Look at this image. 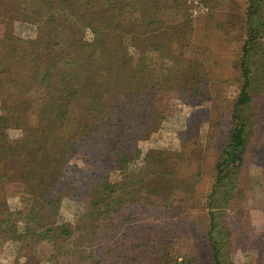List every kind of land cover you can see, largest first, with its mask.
Segmentation results:
<instances>
[{
	"label": "trees",
	"instance_id": "16d2710c",
	"mask_svg": "<svg viewBox=\"0 0 264 264\" xmlns=\"http://www.w3.org/2000/svg\"><path fill=\"white\" fill-rule=\"evenodd\" d=\"M17 2L16 13L0 7L2 18L33 24L46 16L38 23L43 35L28 42L26 50L33 46L30 50L6 57L18 58L20 68H28L34 79L31 85L38 81L44 96L37 115L38 131H26L15 143L0 133V156H5L1 160L10 155L22 165L28 160L14 177L22 180L24 206L7 212L6 223L0 226L19 231L18 221L42 222L40 234L46 238L35 243L53 245L48 251L53 261L65 257L69 262L79 258V264L83 259L92 262L89 264H236L232 230L217 211L232 202L248 144L252 95L264 86V0L244 1L239 29L245 38L236 65L241 84L205 198L207 211L201 218L206 219L205 230L198 243L203 251L198 255L189 251L174 260L166 252L167 238L180 240L182 233L195 238L196 230L181 228L179 221L184 216V201L197 191L194 185L200 179L192 176L191 181H180L177 174H188L191 169L181 152L174 155L166 150L148 153L145 166L127 170L137 150L127 151L122 134L134 126L142 130L144 119L153 118V113L160 119L166 112L156 106L170 92L185 104L193 103L195 94L208 92L209 73L215 72L218 63L212 47L222 44L223 33L234 27L239 16L232 12L237 6L230 5L225 14L229 19L223 20L219 14L194 19L180 10L163 18L167 8L185 11L183 0L178 5L176 0ZM86 31L92 34L90 40L84 37ZM59 92L66 93L64 100L57 96ZM146 106H153L149 117L141 115ZM202 107L192 110L189 129L206 121V114H199L207 109ZM197 116L202 118L200 123ZM3 120L0 117V123ZM142 135H136L137 140ZM78 152L85 158L84 168L75 166L68 177L65 172ZM166 163L173 168H163ZM115 168L119 169L118 180L114 179ZM64 197L85 204L74 224H55ZM162 220L174 221L177 226L167 229L170 235L165 239L158 229ZM19 232V236L29 235ZM37 262L29 255L25 264Z\"/></svg>",
	"mask_w": 264,
	"mask_h": 264
},
{
	"label": "rangeland",
	"instance_id": "374dc122",
	"mask_svg": "<svg viewBox=\"0 0 264 264\" xmlns=\"http://www.w3.org/2000/svg\"><path fill=\"white\" fill-rule=\"evenodd\" d=\"M179 1L176 0V5ZM244 1L203 0L200 2L199 0H183L185 11L179 7L164 10L163 18H167L170 12L176 15L175 11L180 10V13L190 15L194 19L203 18V15L219 14L220 18L225 20L228 18L225 14L229 12L228 9L233 4L237 7L232 13L236 15V18L239 17L235 20L234 27L229 32L223 33L224 42L212 47L218 63L214 65L215 72L209 73V82L206 86L208 92L195 94L193 103L187 102L188 104H185L181 97L174 95V92H170L156 106L161 112L163 110L166 112L162 114L160 119H155L156 113H153V118H151L155 120L151 122V118L144 119L146 125L143 126L142 130L137 131L139 127L134 126L129 128L130 131L122 134L124 147L127 151L133 147L137 150L128 162L127 170L136 171L137 168L145 166L144 156L148 153L157 155L159 151L166 150L174 153V155L181 152L180 157L186 160L191 169L188 174L184 172L177 174L180 181L184 182L186 179L191 181L192 176L195 180L200 179L194 185V189L197 191L193 192L185 200L186 202L184 201V216L179 221L181 228L188 229L191 227L196 230L195 238L191 239L190 236L188 238L183 233L180 240L176 236L169 237L170 232L167 229L177 228L173 223L174 221L162 220L161 227H158L163 232L162 239L169 237L166 242V252L172 256V260L175 256L182 257L189 251L194 255L203 251V247L198 243L205 230L206 219L201 220L205 216L204 211H207L204 208L205 198L213 181L212 174L221 146L230 128L231 113L241 84L236 65L239 59V48L245 38L243 31L239 29L240 18L244 13ZM54 2L56 1L51 4ZM18 5L20 3L17 0H0V7L4 6L8 12L14 13L15 11L16 13ZM236 9L237 11H235ZM1 15H3L2 10H0V117H3L4 120L0 123V133L4 132L5 135L1 136L9 142L15 143V141H20L26 131L30 129L39 130L40 120H38L37 115L43 105L42 96L44 95L41 94L42 88H40L38 81L31 85L34 79L31 78V72L28 71V68L22 70L20 64H17L18 58L8 60L6 56L13 54V52L19 51L22 54L30 50L33 46L26 50L28 42L33 43L38 35H43L38 23L43 22L46 16H42L32 24L24 21L25 19L10 20L9 17L4 19ZM45 27L44 31L46 32L48 27L47 25ZM84 37L90 40L91 32L86 31ZM42 87L44 89L46 86L42 85ZM51 88L52 85L49 89L51 90ZM50 92L52 93L53 89ZM65 94V92H59L57 96L64 100ZM252 99L251 108L253 111L248 144L244 163L238 172L231 206H223L221 211H217L219 214L222 212L220 215L224 216L220 218L222 220L227 219L226 223L228 226L230 225L229 228L232 230L235 246L233 260L236 264H264V86L252 95ZM202 106H206L207 109L199 111V114H206V121H202V118L197 116L198 123L202 122L195 129L193 127L189 129L191 122L188 118L193 116L192 110L204 108ZM143 111L144 113L141 115L149 117L150 112H153V106H146ZM3 123L5 124L4 129ZM116 123L117 121L115 127L117 126ZM138 134H143L140 140L136 138ZM41 137L40 135L39 138ZM7 145L14 146L12 143ZM1 150L0 145V154H2ZM25 155L26 159H31L30 155ZM3 157L5 156H0V223H6L7 212L14 213L19 211L22 205L24 206L22 196L26 197V194L22 191V180L14 177L18 171L22 170V167L25 168V163H28V160H24L25 163L22 165V161L11 159L13 158L11 155L7 156L9 161L1 160ZM30 163L33 164V162ZM84 165L85 158H83L82 153L78 152L70 161L65 173L69 177L72 175L70 170L74 169L75 166H83L84 168ZM164 167L166 170L173 168L171 163H166L163 165ZM118 170L116 168L114 170L116 175L114 179L117 180L120 179ZM59 179L62 178L59 177ZM84 207L83 201L64 197L59 203V212L55 224H74L79 212L85 209ZM40 223L42 222L35 221L29 224L23 221L16 222L18 230L27 231L28 236H19L18 233L20 234V232L16 229L11 227L3 229L0 226V264H25L29 255L35 256L38 260L37 264H79L77 263L79 258H75L72 262H69V259L65 260V257L57 261L49 258L48 251L53 250V245L35 243L46 238L40 234L41 228L44 227ZM222 225L224 226V223ZM243 226H246V229ZM176 230L179 231L180 228ZM11 231L14 234H11ZM31 234H37L39 237L32 238ZM77 242L79 241L77 240ZM88 262L91 261L87 260L86 262V259H83L80 264H89Z\"/></svg>",
	"mask_w": 264,
	"mask_h": 264
}]
</instances>
